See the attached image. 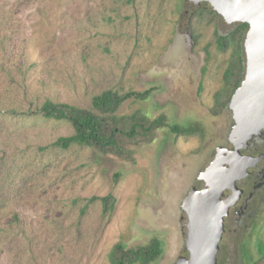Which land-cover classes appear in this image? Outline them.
Here are the masks:
<instances>
[{"label":"rangeland","instance_id":"374dc122","mask_svg":"<svg viewBox=\"0 0 264 264\" xmlns=\"http://www.w3.org/2000/svg\"><path fill=\"white\" fill-rule=\"evenodd\" d=\"M197 12L190 0H0V264H111L117 244L153 238L163 253L152 264H176L182 201L225 143L230 118L216 105L244 72L234 48L217 44L216 33L234 26ZM149 89L148 100L125 101L118 114L165 116L204 135L164 127L153 142L130 145L132 159L53 147L75 131L43 118L47 100L92 109L104 92ZM110 195L107 214L91 202ZM263 241L264 206L253 230L223 235L218 262L252 264Z\"/></svg>","mask_w":264,"mask_h":264},{"label":"water","instance_id":"95a60500","mask_svg":"<svg viewBox=\"0 0 264 264\" xmlns=\"http://www.w3.org/2000/svg\"><path fill=\"white\" fill-rule=\"evenodd\" d=\"M198 10L216 12L229 24H246L244 79L229 104L236 125L230 133L235 152L220 150L215 161L202 173L206 186L194 189L184 201L188 222L183 228L188 256L176 264H219L218 254L224 235V220L240 195L236 182L253 166L250 159L240 162L249 140L264 129V0H190ZM234 196L224 198L225 190Z\"/></svg>","mask_w":264,"mask_h":264},{"label":"trees","instance_id":"16d2710c","mask_svg":"<svg viewBox=\"0 0 264 264\" xmlns=\"http://www.w3.org/2000/svg\"><path fill=\"white\" fill-rule=\"evenodd\" d=\"M198 16L207 15L209 24L218 21L215 12L198 10ZM196 14V15H197ZM248 26L239 25L228 35L221 36L216 33L218 48L221 52H232V63L237 59L240 63L241 72L244 71V50L242 43ZM230 60V61H231ZM233 72V70H232ZM231 73V71H230ZM229 73V75H230ZM229 75H225V83L229 87ZM228 78V79H227ZM228 80V81H227ZM242 75L233 84L235 89L240 85ZM233 92H228L222 105H216L221 110L230 100ZM153 89L144 92L130 91L121 93L118 91H107L96 96L92 101V109L80 108L64 103H55L47 100L40 108V113L49 121H65L72 125L75 133L71 137H62L53 144V147L60 149H70L74 145L92 148L104 155H114L119 158L132 159L130 145H137L140 142H153L155 132L164 127H168L172 132L179 135L202 134L199 129H181L167 123L165 116L150 118L146 114L137 111L132 115L120 116L119 109L128 100L145 101L148 100ZM226 90L218 92L217 100H221L226 94ZM220 104V103H219ZM218 110V111H219ZM100 200L104 206V214L112 211L115 205V198L112 195L104 198H93L91 202ZM163 253V244L160 239L153 238L146 246L128 248L125 244H117L109 255L111 264H152L156 262ZM252 264H264V241L262 250L257 260Z\"/></svg>","mask_w":264,"mask_h":264},{"label":"flooded vegetation","instance_id":"af4514ba","mask_svg":"<svg viewBox=\"0 0 264 264\" xmlns=\"http://www.w3.org/2000/svg\"><path fill=\"white\" fill-rule=\"evenodd\" d=\"M218 17H219L218 20L223 19L219 15ZM239 25H244V24H233L231 26H234L233 28L234 30ZM246 32L244 36V41L246 37ZM244 41L242 43L243 50H244ZM204 72L205 71L201 70L199 74L197 75L199 84L202 81V78H203L202 74ZM244 73H245V61H244V72L242 73V81L244 79ZM242 81L240 82V85ZM224 85H225V82H224ZM239 86L235 89V91L239 88ZM232 96H230L231 98L229 102L221 110H219V107H218L219 111L218 113H216L218 116L224 115V116H228L230 119L227 124V131L224 134L225 143H223L221 146H219L216 149V152H214L213 154V160L211 164L215 161L216 156L220 150L228 151L226 152V156H228L230 153L235 152V147L230 142V133L232 129L234 128V126L236 125V122L234 119V113L229 108V104L232 99ZM214 100L216 102L215 97H214ZM203 135H204V132H203ZM235 157L240 162H244L245 160L250 159V161H252L253 166H251L248 169V174L245 178H242L241 180H238L236 182V187L239 190L238 192H240V195L238 197L236 204L229 209L228 215L226 216L224 220V235L227 233V231H229L232 234L233 233L237 234L239 230H242L243 234H246L249 230H253L256 227V220L259 216L261 208L262 206H264V129L261 131L260 134L254 135L249 140L248 144L243 149L240 150V154L235 155ZM202 173L200 174V176L202 175ZM200 176H199V181L201 183V187L200 188L193 187L189 193H191L194 189L198 191H202L205 188L206 184L204 180L200 179ZM189 193H188V196L184 198L182 201V211L184 213V215L181 218V223H183L182 229L188 222V216L186 212L183 210V205H184V201L189 197L190 195ZM223 193H224V198L226 199H229V197L235 195L232 189H227ZM220 252H221V248H220L218 255H220ZM188 255H189V252L186 250V246H185L182 252V256H188Z\"/></svg>","mask_w":264,"mask_h":264}]
</instances>
